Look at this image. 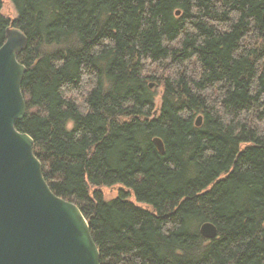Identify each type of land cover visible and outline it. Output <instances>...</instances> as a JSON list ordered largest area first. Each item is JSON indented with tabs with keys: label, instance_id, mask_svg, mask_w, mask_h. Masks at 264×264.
I'll use <instances>...</instances> for the list:
<instances>
[{
	"label": "trees",
	"instance_id": "trees-1",
	"mask_svg": "<svg viewBox=\"0 0 264 264\" xmlns=\"http://www.w3.org/2000/svg\"><path fill=\"white\" fill-rule=\"evenodd\" d=\"M10 1L0 48L10 28L29 42L16 128L100 263L264 264V0Z\"/></svg>",
	"mask_w": 264,
	"mask_h": 264
},
{
	"label": "water",
	"instance_id": "water-1",
	"mask_svg": "<svg viewBox=\"0 0 264 264\" xmlns=\"http://www.w3.org/2000/svg\"><path fill=\"white\" fill-rule=\"evenodd\" d=\"M28 43L10 28L0 48V264H101L82 210L52 191L34 140L16 128L28 111L22 89L27 68L18 58ZM155 144L164 154L162 141ZM200 232L208 240L218 236L212 223Z\"/></svg>",
	"mask_w": 264,
	"mask_h": 264
},
{
	"label": "rangeland",
	"instance_id": "rangeland-1",
	"mask_svg": "<svg viewBox=\"0 0 264 264\" xmlns=\"http://www.w3.org/2000/svg\"><path fill=\"white\" fill-rule=\"evenodd\" d=\"M2 14L7 17V18H10L12 20H15L17 18V13L11 3L10 0H4V6H3V10H2ZM152 85V88L151 89H155L161 93V89L158 87V85L156 83H151ZM150 85V86H151ZM157 104L159 106L160 104V99L158 98L157 100ZM103 191V194H104V197L105 199H113V198H117L118 195H119V189L117 188H114V189H102ZM130 201L132 203H137L136 202V199L134 197H131L130 198Z\"/></svg>",
	"mask_w": 264,
	"mask_h": 264
}]
</instances>
